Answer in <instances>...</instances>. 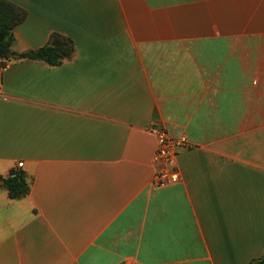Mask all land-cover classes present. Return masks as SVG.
<instances>
[{
  "label": "crops",
  "instance_id": "1",
  "mask_svg": "<svg viewBox=\"0 0 264 264\" xmlns=\"http://www.w3.org/2000/svg\"><path fill=\"white\" fill-rule=\"evenodd\" d=\"M0 59V264H250L264 254V0H9ZM178 149L158 186L155 129Z\"/></svg>",
  "mask_w": 264,
  "mask_h": 264
},
{
  "label": "trees",
  "instance_id": "2",
  "mask_svg": "<svg viewBox=\"0 0 264 264\" xmlns=\"http://www.w3.org/2000/svg\"><path fill=\"white\" fill-rule=\"evenodd\" d=\"M27 16L24 9L9 0H0V59L29 58L44 61L50 66H57L69 59L74 50L73 41L59 33L51 34L48 42L36 49L24 53H15L12 45L15 40L14 29ZM5 65L4 62L0 66ZM0 186L8 190L11 199L25 197L31 188V180L22 171L12 170L8 177L0 176ZM250 264H264V254Z\"/></svg>",
  "mask_w": 264,
  "mask_h": 264
},
{
  "label": "built area",
  "instance_id": "3",
  "mask_svg": "<svg viewBox=\"0 0 264 264\" xmlns=\"http://www.w3.org/2000/svg\"><path fill=\"white\" fill-rule=\"evenodd\" d=\"M3 67L4 65L1 66V68ZM154 131L158 141L157 151L154 155V161L158 165L155 182L158 186H166L176 182L180 177L176 156L178 149L188 145V141L185 137L172 136L166 128H156ZM22 166L23 163H19L15 171H18Z\"/></svg>",
  "mask_w": 264,
  "mask_h": 264
}]
</instances>
